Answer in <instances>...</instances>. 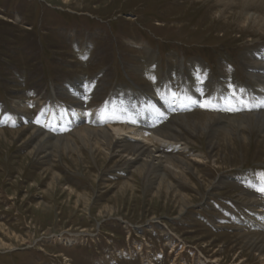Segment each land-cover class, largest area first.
Here are the masks:
<instances>
[{"label": "rangeland", "instance_id": "rangeland-1", "mask_svg": "<svg viewBox=\"0 0 264 264\" xmlns=\"http://www.w3.org/2000/svg\"><path fill=\"white\" fill-rule=\"evenodd\" d=\"M249 1L0 0V264H264L239 231L264 204V0ZM164 94L200 102L152 128L171 138L169 194L116 144H83L86 122L57 125L65 105L111 102L145 127Z\"/></svg>", "mask_w": 264, "mask_h": 264}, {"label": "bare ground", "instance_id": "bare-ground-1", "mask_svg": "<svg viewBox=\"0 0 264 264\" xmlns=\"http://www.w3.org/2000/svg\"><path fill=\"white\" fill-rule=\"evenodd\" d=\"M246 1V0H244ZM249 1V0H247ZM253 1V0H252ZM206 2V1H205ZM250 2V1H249ZM258 2V1H257ZM262 2V0H261ZM256 15V14H255ZM264 53V51H263ZM255 55V54H254ZM253 55V56H254ZM256 56V55H255ZM262 57V56H261ZM264 57V56H263ZM262 57V58H263ZM254 58V57H253ZM257 58V57H256ZM255 60V59H254ZM262 60V59H261ZM260 60V61H261ZM257 62V61H256ZM259 62H257V65L260 66L259 70L263 69L261 68V65L258 64ZM262 64V63H261ZM263 66V65H262ZM258 68V66H257ZM255 71V69H254ZM256 73L258 71H255ZM252 73V72H251ZM258 74V73H257ZM82 82V81H81ZM84 83V82H82ZM82 92V91H81ZM264 92V91H263ZM262 94V93H261ZM263 95V94H262ZM80 96V95H79ZM169 96V95H168ZM167 96V97H168ZM93 98V97H92ZM173 98V97H172ZM176 98V97H175ZM90 99V98H89ZM178 99V98H177ZM78 100V98H77ZM93 100V99H92ZM170 100V99H169ZM18 102V101H17ZM23 102V101H22ZM109 102V101H108ZM183 102V101H182ZM116 103V102H115ZM196 101H191V106L193 108H197L199 107L198 104H195ZM261 103V102H260ZM112 105L109 106L108 105ZM195 104V105H194ZM76 105V104H75ZM189 105V104H188ZM258 105V104H257ZM28 106V105H27ZM62 106V105H61ZM63 106L62 107V115L60 117L59 122L57 123V125L60 128L66 129V127L73 129V131H75L74 129L80 124H82L83 122H86V128L80 127L78 129H76L75 132H73L75 134V136H77V138L83 143L86 144L87 146L89 145L90 148L93 150V152H98L101 149H104L106 152L111 151L113 144H116V148H120L119 151V155L126 156L128 158H130L131 160H135L136 162L141 161L143 163V166H140V172L142 173L143 171H145V169L147 170V172L152 174V173H159V183H158V192L161 191V189H163L166 194L172 193L170 192L171 189V184L168 183L167 181H165L166 175L164 174L165 169H176L174 163L172 162V160L174 158H166L163 157L162 154V146L168 144L166 141H170L171 138L169 137H165L162 138V134H160L159 132H153L151 130H147L146 127H137V126H131V125H127L126 121H124L123 119H126L123 114L121 112H119L118 114V110L116 109L115 104H111L108 103L107 105L104 104V106L98 107V108H92V109H85L84 107L81 106ZM153 107V104H152ZM261 107V106H260ZM21 108V107H20ZM88 108V107H87ZM122 108V107H121ZM156 108V107H155ZM28 109V108H27ZM50 109V108H49ZM228 109V108H227ZM259 109V108H258ZM52 110V109H51ZM50 110V111H51ZM165 110V109H164ZM29 111V110H28ZM121 111V110H120ZM163 114L165 113V111H161ZM188 112V111H187ZM173 113V112H172ZM260 113V112H259ZM244 116V115H243ZM196 117V116H195ZM252 119H255L256 121H262L263 125H264V115L263 116H250ZM256 117V118H255ZM199 118V117H198ZM220 118V117H219ZM246 118V117H244ZM223 119V118H222ZM225 119V118H224ZM243 119V118H242ZM148 120V119H147ZM245 120V119H243ZM24 121V120H23ZM58 121V120H57ZM134 121V120H133ZM228 121V120H227ZM246 121V120H245ZM248 121V119H247ZM55 122V121H54ZM138 122V121H137ZM136 122V123H137ZM155 122H159V121H155ZM211 122V121H210ZM252 122V121H251ZM96 124L98 128H91V127H87L88 124ZM141 123V122H140ZM139 122L137 123L138 125H141ZM212 123V122H211ZM226 123V122H225ZM240 123V121H239ZM245 123V122H244ZM250 123V122H249ZM27 124V123H26ZM25 124V125H26ZM233 124V123H231ZM243 124V123H242ZM209 125V124H208ZM262 125V126H263ZM24 126V125H23ZM144 126V125H143ZM205 126V125H204ZM232 126V125H231ZM246 127V126H245ZM250 127V126H249ZM207 128V127H205ZM236 128V127H235ZM261 128V127H260ZM154 129V128H153ZM159 129V128H158ZM157 129V130H158ZM202 129V128H201ZM204 129V128H203ZM161 130V129H159ZM219 130V129H218ZM231 130V129H230ZM37 131V130H36ZM162 131V130H161ZM160 131V132H161ZM171 131V130H170ZM211 131V130H210ZM209 131V132H210ZM1 132V131H0ZM33 132V131H32ZM169 132V131H167ZM165 132V133H167ZM205 132V131H204ZM224 132V131H223ZM238 132V131H237ZM72 133V132H71ZM215 133V132H214ZM225 133V132H224ZM243 133V132H242ZM171 134V132H170ZM4 135V133H3ZM173 135V133H172ZM225 135V134H224ZM238 135V134H237ZM174 136V135H173ZM179 136V134H178ZM240 136V135H239ZM42 137V136H41ZM238 137V136H237ZM243 137V136H242ZM66 138V137H65ZM69 138V137H68ZM71 138V137H70ZM76 138V139H77ZM177 138V137H176ZM240 138V137H239ZM73 139V138H72ZM227 139V137H226ZM246 139V137H245ZM53 140V139H52ZM61 140V139H60ZM260 140V139H259ZM36 141V140H35ZM63 142V141H62ZM132 143L133 145H135V150H133V153H131L129 150V143ZM37 143V142H36ZM41 143V142H40ZM75 143V141H74ZM178 143V142H177ZM232 143V142H231ZM34 144V143H33ZM52 144V143H50ZM214 144V143H212ZM47 145V144H46ZM56 145V144H55ZM171 145V143H170ZM176 145V144H173ZM215 145V144H214ZM213 145V146H214ZM60 146V145H59ZM58 146V147H59ZM56 147V146H55ZM70 147H73L72 143L67 144L66 146H64L65 149L69 150ZM152 147V150H149ZM169 147V145H168ZM171 147V146H170ZM175 147V146H174ZM52 148V147H51ZM78 148V147H77ZM89 148V147H88ZM212 148V147H210ZM214 148V147H213ZM115 149V148H114ZM172 149V148H171ZM185 149V148H184ZM33 150V149H32ZM43 150V149H42ZM56 150V149H55ZM174 150V149H173ZM182 150V149H181ZM212 150V149H211ZM31 151V150H30ZM34 151V150H33ZM48 151V150H47ZM58 151V150H57ZM186 152V151H185ZM50 153V152H49ZM71 153V152H70ZM84 154V153H83ZM109 154V153H108ZM43 155V154H42ZM117 156V155H116ZM176 156V155H175ZM181 156V155H180ZM182 157V156H181ZM180 157V158H181ZM184 157V155H183ZM46 158V157H45ZM48 158V157H47ZM195 158V157H194ZM85 159V158H84ZM177 159V158H176ZM182 159V158H181ZM185 159V158H184ZM101 160V159H100ZM199 160V159H198ZM145 161V162H144ZM183 161V160H182ZM46 162V161H45ZM86 162V161H85ZM134 162V161H133ZM180 162V161H179ZM192 162V161H191ZM99 165L100 162H98ZM211 163V162H210ZM133 164V163H132ZM189 164V162H188ZM83 165V164H82ZM121 165V164H120ZM191 166V165H190ZM193 166V165H192ZM76 167V166H75ZM106 167V166H105ZM175 167V168H174ZM181 167V166H180ZM118 169V168H117ZM132 169V168H131ZM191 169V168H190ZM133 170V169H132ZM136 170V169H135ZM183 170V168H182ZM187 170V169H186ZM121 171V170H120ZM167 171V170H166ZM176 171V170H175ZM127 172V171H126ZM132 172V171H131ZM146 172V171H145ZM146 172V173H147ZM185 172V171H184ZM189 172V171H188ZM123 173V171H122ZM128 173V172H127ZM125 174V173H124ZM140 174V173H139ZM172 174V173H171ZM176 174V173H175ZM180 174V173H179ZM250 174V173H249ZM56 175V174H55ZM127 175V174H126ZM138 175V174H137ZM136 175V176H137ZM142 175V174H141ZM144 175V173H143ZM147 175V174H146ZM158 175V174H157ZM140 176V175H139ZM183 176V175H182ZM59 176L56 177V179ZM98 177V176H97ZM242 177V176H241ZM144 178V177H143ZM247 178V177H246ZM251 178V177H249ZM145 179V178H144ZM147 179V178H146ZM153 179V178H151ZM154 180V179H153ZM152 180V181H153ZM247 180V179H246ZM23 181V180H22ZM147 181V180H146ZM169 181V180H168ZM234 181V180H233ZM128 182V181H127ZM251 182V181H250ZM55 183V182H54ZM60 183V182H59ZM133 183V182H132ZM177 183V182H176ZM243 183V182H242ZM245 183V182H244ZM151 184V183H150ZM179 184V183H178ZM182 184V183H181ZM226 184V183H225ZM248 184V183H247ZM129 185V184H128ZM149 185V184H148ZM154 185V184H153ZM213 185V184H212ZM229 185V184H228ZM57 186V185H56ZM124 186V185H123ZM178 186V185H177ZM128 187V186H127ZM132 187V186H131ZM134 187V186H133ZM155 187V185H154ZM176 187V186H174ZM228 187V186H227ZM242 187V186H241ZM244 187V186H243ZM129 189V187H128ZM127 189V190H128ZM131 189V188H130ZM135 189V187H134ZM193 189V188H192ZM251 189V188H250ZM154 190V189H152ZM162 190V191H163ZM177 190V189H176ZM248 190V189H247ZM246 190V191H247ZM179 191V190H178ZM234 191V190H233ZM238 191H240L238 189ZM85 192V191H84ZM125 192V191H124ZM123 192V193H124ZM156 192V190H155ZM196 192V191H195ZM241 192V191H240ZM239 192V193H240ZM242 192H244L242 190ZM45 193V192H44ZM132 193V192H131ZM162 193V192H161ZM238 193V192H237ZM248 193V192H247ZM254 193V192H253ZM88 194V193H87ZM164 194V193H163ZM165 194V195H166ZM180 194V192L178 193ZM183 194V193H182ZM243 194V193H242ZM258 194V193H257ZM80 195V194H79ZM157 195V194H156ZM162 195V194H161ZM176 195V194H175ZM181 195V194H180ZM241 195V194H240ZM89 196V195H88ZM158 196V195H157ZM182 196V195H181ZM233 196V195H232ZM243 196V195H242ZM245 196V195H244ZM177 197V196H176ZM180 197V196H179ZM83 198V197H82ZM181 198V197H180ZM247 198V195H246ZM251 198V197H250ZM256 195H254V199H251V203H252V207L251 209L253 210H249L250 211V215L247 217L246 222L244 223L243 228H239V231L242 232H247L248 235L255 237L256 240L257 239H261L259 241V243H263L264 241V233H263V228H264V204L261 203L259 200L256 199ZM236 199V198H235ZM184 200V199H183ZM182 200V201H183ZM250 200V199H248ZM231 201V200H230ZM245 201V199L243 200ZM246 202V201H245ZM244 202V203H245ZM263 202V201H262ZM243 203V204H244ZM183 204V203H181ZM234 204V203H233ZM42 207V206H41ZM41 209V208H40ZM110 209V208H109ZM182 209V208H181ZM186 209V208H185ZM237 209V208H236ZM245 209H247L245 207ZM185 211V210H184ZM248 211V210H247ZM183 212V211H182ZM248 213V212H247ZM244 215V214H243ZM247 215V214H246ZM236 216V215H235ZM234 216V217H235ZM246 217V216H244ZM221 218V217H220ZM241 220V219H240ZM220 221V220H219ZM243 221V220H242ZM239 223V222H238ZM241 223V222H240ZM238 230V229H237ZM239 236V235H238ZM245 237V236H244ZM251 237V238H252ZM255 240V241H256ZM247 242V240H246ZM258 242V241H257ZM249 243V241H248ZM247 243V244H248ZM256 243V242H255ZM251 244V243H250ZM243 245V244H242ZM257 245V244H256ZM248 246V245H247ZM260 249H259V254L262 257V255L264 254V244H259ZM244 247V246H243ZM241 248V247H240ZM255 248V247H254ZM258 248V247H257ZM256 248V249H257ZM243 249V248H241ZM246 249V247H245ZM255 249V250H256ZM243 251V250H242ZM251 251V250H250ZM249 252V249H248ZM247 252V253H248ZM254 252V251H253ZM245 253V252H243ZM258 253V252H255ZM245 256V255H244ZM264 256V255H263ZM256 257V256H255ZM262 262H264V257L262 259Z\"/></svg>", "mask_w": 264, "mask_h": 264}, {"label": "snow or ice", "instance_id": "snow-or-ice-1", "mask_svg": "<svg viewBox=\"0 0 264 264\" xmlns=\"http://www.w3.org/2000/svg\"><path fill=\"white\" fill-rule=\"evenodd\" d=\"M261 191H264V189H261Z\"/></svg>", "mask_w": 264, "mask_h": 264}]
</instances>
